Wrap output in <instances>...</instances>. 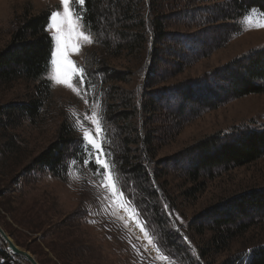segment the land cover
<instances>
[{
  "label": "rangeland",
  "instance_id": "rangeland-1",
  "mask_svg": "<svg viewBox=\"0 0 264 264\" xmlns=\"http://www.w3.org/2000/svg\"><path fill=\"white\" fill-rule=\"evenodd\" d=\"M72 7L84 17L85 5L73 3ZM192 8L174 10L169 21L171 30L187 34L200 30L202 21L207 16L206 10L194 12ZM57 10H63L60 0H0V49L9 43L15 27L25 15L42 11L50 14ZM261 14L252 10L244 15L238 20L241 25L238 34L223 46L214 48L205 57L194 60L181 72L177 71L180 65L174 62V58L162 55L169 64L161 66L165 81L159 86L195 79L235 57L264 48V28H257L247 21L249 16L253 20L264 19ZM80 24L86 34L92 37V43L81 42L80 51L72 53L70 58L79 68L84 69L83 79L86 83L81 84L78 78H74L73 87L77 91L64 84H57L51 79L53 70L50 64L46 77L52 81L53 95L39 117L35 120H23L15 129L5 130L0 125V133L12 135L20 147V151L0 159V225L3 229L18 246L31 252L40 264H233L239 255H249L250 250L262 246L264 223L251 227L245 234L235 238L226 249H220L213 243L210 231L196 233L191 223L202 210L215 203L246 190L264 188V157L204 180L203 191L195 195L188 193L192 183L172 174H164L162 182L165 192L160 204L170 222V228L175 232L174 240L178 247V251L171 255L160 250L154 241V234L148 229L145 230L151 243L144 233L142 235L141 232L139 234L130 229L128 217L125 218L119 202L131 200L123 194L120 201H117L103 186L102 174L89 163L70 162L68 176L64 179L47 169L31 172L25 169L29 160L56 137L63 121L71 123L80 135L83 131L80 125L95 131L87 119L94 110L103 118L102 135L97 139L104 141V150L105 146H112V140L122 139V131L119 129L122 124L125 126L124 136L130 135L131 139L136 138L138 131H141L145 140L148 132L154 131L157 137L150 153L154 160L148 166L155 169L160 168L159 160L215 132H229L233 127L241 126L264 128V93L231 100L188 122H180L176 127L169 121L162 123L163 125L155 123L154 117L149 119L150 114L142 111L138 103V96L144 91V75L143 72H138L141 57L137 54L129 55L126 51L101 54L99 44L85 20L81 19ZM53 31H48L50 36ZM210 33L207 42L213 43L220 34L214 31ZM200 46L194 45L193 49L200 50L204 44ZM102 67L129 75L123 81L105 82L99 72ZM34 86V82L25 80L0 85V106L28 101L34 95ZM135 102L138 108L134 107ZM115 110L117 115L123 112L121 110H127L130 118L118 121L119 125L116 118L111 116ZM172 130H178V134L172 139L166 137ZM88 156L90 158L87 161L95 158L90 150ZM106 159L108 160L107 157ZM109 164L113 171V165ZM116 185L117 190L122 191L117 182ZM165 204L168 209H164ZM128 207L136 213L132 201ZM127 216L142 224L137 213L130 215L127 212ZM32 223L37 224V229L29 227ZM185 236L187 241L184 240ZM144 240L155 246L156 254ZM0 246L20 264H30L15 257L1 237ZM66 251L69 252V259H61ZM161 256L167 258L161 259ZM0 264L10 263L0 259Z\"/></svg>",
  "mask_w": 264,
  "mask_h": 264
},
{
  "label": "trees",
  "instance_id": "trees-1",
  "mask_svg": "<svg viewBox=\"0 0 264 264\" xmlns=\"http://www.w3.org/2000/svg\"><path fill=\"white\" fill-rule=\"evenodd\" d=\"M178 2L86 0L85 3L84 20L94 34L101 54L126 51L129 55L137 54L141 57L138 72H143L144 75V91L138 96V103L142 111L150 114L149 119L154 117V122L161 124L169 121L176 127L180 122H188L231 100L263 94L264 48L235 57L195 79L159 86L165 81L161 66L169 64L162 55L174 58V62L180 65L177 71L181 72L191 62L205 57L214 48L223 46L238 34L241 31L238 20L244 15L252 10L264 13V0ZM190 7H193L194 12L199 9L206 10L207 16L202 21L200 30L191 34L171 30L169 21L174 10L182 11ZM49 15L48 11L25 15L15 27L9 43L0 49V85L17 80L35 83L34 95L28 101L0 106V125L5 130L17 128L23 120H35L52 98V81L46 77L50 69V49L53 48L52 38L45 31ZM211 31L220 36L213 43H208ZM201 44L204 47L200 50L193 49L194 45L201 47ZM99 72L105 82L123 81L129 75L104 67ZM133 105L138 108L137 102ZM121 111L123 112L117 115L115 110L111 115L116 118L113 119L117 123L130 118L127 110ZM123 127V124L119 126L122 139L112 140L113 144L108 148L105 146L106 153H109L107 158L113 165L117 184L133 202L142 224L147 225L146 229L154 234V241L160 250L165 253L167 251L170 255L175 254L178 247L174 240L175 232L170 228V222L160 204L165 192L162 182L164 174H172L192 183L188 193L195 195L203 191L204 180L264 157V128L241 126L233 127L229 132L218 131L199 139L159 160L160 168L157 170L148 166L154 160L150 153L155 146V132H148L144 140L141 131H138L136 138L131 139L130 135L124 136ZM167 134L166 137L172 139L178 134V130ZM80 136L71 123L63 121L56 137L29 160L25 169L30 172L47 169L61 179L66 178L70 162L82 163L90 158L78 140ZM131 146L137 148L133 149ZM18 151L20 147L12 135L0 133V159ZM262 223L264 188L246 190L215 203L195 216L191 224L198 234L210 231L213 243L220 249H226L235 238ZM29 227L37 229L38 226L32 223ZM68 253L66 251L61 259H69ZM15 257L27 261L23 257ZM0 259L10 264H20L1 246ZM181 261L184 262L183 259ZM249 262L264 264V244L250 250L249 255H239L233 264Z\"/></svg>",
  "mask_w": 264,
  "mask_h": 264
},
{
  "label": "snow or ice",
  "instance_id": "snow-or-ice-1",
  "mask_svg": "<svg viewBox=\"0 0 264 264\" xmlns=\"http://www.w3.org/2000/svg\"><path fill=\"white\" fill-rule=\"evenodd\" d=\"M75 3L78 6H84L86 0H60L62 5V11H52L49 15V23L45 28V31L54 30L52 32V41L54 42V48L50 49V61L52 66L53 75L51 79L55 80L57 84H64L73 91H77L73 87L74 78H78V82L81 84L86 83L83 79L84 69L79 68L75 61L70 57L72 53L80 51L81 42L83 44L92 43V37L86 34V31L82 29L80 24L81 19H84L76 10L73 9L72 5ZM264 16V13L261 14ZM248 23L254 24L257 28H264V19L253 20L252 17H247ZM99 108V104L96 105ZM91 125L94 126L95 131H91L88 128H83L82 135L78 137V140L83 146L85 154H88L90 150L94 153V160L85 161L95 169H97L103 177V186L108 189L113 197L120 201V197L123 196V191L117 190L116 177L112 171V166L106 159L109 153L104 150V141L98 140L97 137L102 135V117L98 116L97 111H92L90 117H87ZM131 201H120L119 207L130 215H134L135 210L128 207ZM164 209H168V205H164ZM179 218V217H177ZM123 219V217H121ZM140 231L144 233V236L149 239L151 238L148 232L145 230L147 225L139 224ZM187 237L184 240L187 241ZM159 251V250H158ZM161 259L167 257L161 256ZM250 264V262H249Z\"/></svg>",
  "mask_w": 264,
  "mask_h": 264
},
{
  "label": "water",
  "instance_id": "water-1",
  "mask_svg": "<svg viewBox=\"0 0 264 264\" xmlns=\"http://www.w3.org/2000/svg\"><path fill=\"white\" fill-rule=\"evenodd\" d=\"M0 237L6 243L7 248L12 252L13 255L25 258L30 264H40L36 257L29 252L18 246L12 237L3 229L0 225Z\"/></svg>",
  "mask_w": 264,
  "mask_h": 264
},
{
  "label": "built area",
  "instance_id": "built-area-1",
  "mask_svg": "<svg viewBox=\"0 0 264 264\" xmlns=\"http://www.w3.org/2000/svg\"><path fill=\"white\" fill-rule=\"evenodd\" d=\"M123 213H124V216H125V218L127 219V217H128V221L127 222H129V227H130V229H132V230H134L135 232H137V233H139L140 234V227L138 226V223L139 222H137L136 220L134 221L132 218H130L129 216H127V212H124V211H122ZM124 216H123V218H124ZM140 224V223H139ZM142 233V235H143V232H141ZM144 242L146 243V241L144 240ZM146 245L148 246V248L149 249H151V251L152 252H154V254H156L157 253V250H156V248H155V246L154 245H152V244H148V243H146Z\"/></svg>",
  "mask_w": 264,
  "mask_h": 264
}]
</instances>
